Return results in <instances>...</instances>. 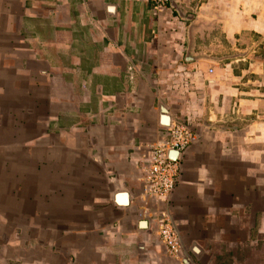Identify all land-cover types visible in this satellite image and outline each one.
<instances>
[{"label": "crops", "instance_id": "obj_1", "mask_svg": "<svg viewBox=\"0 0 264 264\" xmlns=\"http://www.w3.org/2000/svg\"><path fill=\"white\" fill-rule=\"evenodd\" d=\"M156 3L0 0V169L24 157L46 192L27 201L65 203L1 218L0 264H260L264 0ZM163 115L196 141L173 194L154 201L132 154L167 139ZM163 212L179 259L160 240Z\"/></svg>", "mask_w": 264, "mask_h": 264}, {"label": "built area", "instance_id": "obj_2", "mask_svg": "<svg viewBox=\"0 0 264 264\" xmlns=\"http://www.w3.org/2000/svg\"><path fill=\"white\" fill-rule=\"evenodd\" d=\"M156 2L157 8H160L163 0ZM165 129L167 139L164 142L138 147L132 154L143 181L142 196L154 201H165L173 194L179 179L180 159L196 141L191 129L181 122H172ZM171 152H177L178 157L172 159ZM160 218L158 232L161 242L171 256L180 255L181 245L171 219L166 212L161 213Z\"/></svg>", "mask_w": 264, "mask_h": 264}, {"label": "rangeland", "instance_id": "obj_3", "mask_svg": "<svg viewBox=\"0 0 264 264\" xmlns=\"http://www.w3.org/2000/svg\"><path fill=\"white\" fill-rule=\"evenodd\" d=\"M130 76H131V81L133 80V78L136 77L135 73H134V76H133V73H131ZM163 110H165V109H163ZM51 128L53 129L52 133H54V131L56 130V125L51 126ZM60 128H61V130L65 131V121H63L61 123ZM63 141L65 142V140H63ZM63 145H64V143H62V142L60 143V141L59 142L57 141L55 144L53 143L54 153L58 154V155H62V153L65 152V149L61 148V146H63ZM9 146H11V145H6V149H7L6 151H8ZM8 159L9 158L7 157L5 160L6 163H4V165L6 164V166H4L5 169H0V220H1V218H3L5 216V217L12 218V219L13 218H16V219L20 218L21 220L31 222V220L43 218L41 216V214H49L50 216H52V215H60L62 212L65 213V203H29L27 201V199H28L29 195H31V194L34 196L46 195L45 188H42L41 186H39V184H37L35 182V181H37V179L40 180L43 177L36 175V174L31 176V175H27L23 172L24 170H23L22 163H23V159H25L24 157H21L19 159H10V160H8ZM62 163H63V159H55L54 160V169L56 167H59L60 169L65 167L64 165H62ZM39 171H40V166H39ZM54 178L56 180L58 179L57 176H54ZM62 180H63V185L65 186V183H64L65 177H62ZM32 181H34V182H32ZM52 186H53V188H56L58 186V184H52ZM52 186H51V188H52ZM30 207H32V208L34 207L35 210L38 207L37 208L38 213L35 212L34 217H33V215H32V217H30L31 216L29 214ZM2 211H4V213ZM153 219L157 220V218H153ZM157 221H161V218H159V220H157ZM10 224L13 227L17 226L16 224H13V223H10ZM3 225H5V228H6L7 232H9V235H15V232H16L15 228L9 227L10 225L6 221H5V224H3ZM21 226H22V228L23 227L25 228V233L27 231H29V229H28L29 223L22 224ZM39 227H41V226H39ZM39 227H38V230L40 229ZM22 231H24V230H22ZM19 233H20V231H19ZM158 234H159V232H158ZM16 235H17V233H16ZM21 236H24V235H21ZM18 242H25V240H22V241L20 240ZM179 243H180V240H179ZM37 245H38V247H43L40 244V241L37 242ZM180 245H181V243H180ZM8 246H9V244H8ZM261 254H262V256H261L260 264H264V242L262 243V253ZM167 255L169 257H173L168 252H167ZM173 258L179 259L180 256L177 255ZM250 264H253V263H250ZM254 264H258L257 263V257H256V262Z\"/></svg>", "mask_w": 264, "mask_h": 264}, {"label": "water", "instance_id": "obj_4", "mask_svg": "<svg viewBox=\"0 0 264 264\" xmlns=\"http://www.w3.org/2000/svg\"><path fill=\"white\" fill-rule=\"evenodd\" d=\"M167 118H168V117H167ZM165 119H166V116H163V117H162V123L165 124V125H167L166 123H164V120H165ZM168 119H169V118H168ZM170 156H171L172 159H176V158L178 157V153H177V152H171V153H170Z\"/></svg>", "mask_w": 264, "mask_h": 264}, {"label": "bare ground", "instance_id": "obj_5", "mask_svg": "<svg viewBox=\"0 0 264 264\" xmlns=\"http://www.w3.org/2000/svg\"><path fill=\"white\" fill-rule=\"evenodd\" d=\"M164 112H165V110H164ZM164 116H166V119L164 120V123L166 122L167 123V125H169L170 123H171V119L167 116V115H164ZM169 119H168V118Z\"/></svg>", "mask_w": 264, "mask_h": 264}]
</instances>
